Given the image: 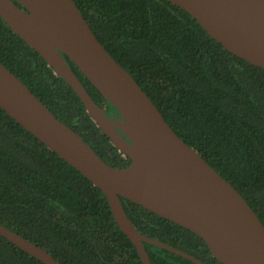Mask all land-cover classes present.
I'll return each instance as SVG.
<instances>
[{
  "label": "trees",
  "instance_id": "trees-1",
  "mask_svg": "<svg viewBox=\"0 0 264 264\" xmlns=\"http://www.w3.org/2000/svg\"><path fill=\"white\" fill-rule=\"evenodd\" d=\"M99 42L173 131L226 179L264 225V70L232 55L169 0H74ZM88 94L111 103L66 57ZM0 63L109 166L130 159L74 90L0 17ZM136 229L205 264H221L196 234L121 198ZM0 224L59 264H143L103 192L0 109ZM152 264H194L144 244ZM0 264H43L0 236Z\"/></svg>",
  "mask_w": 264,
  "mask_h": 264
},
{
  "label": "water",
  "instance_id": "water-1",
  "mask_svg": "<svg viewBox=\"0 0 264 264\" xmlns=\"http://www.w3.org/2000/svg\"><path fill=\"white\" fill-rule=\"evenodd\" d=\"M232 55L264 70V0H169ZM0 17L79 96L93 122L130 159L107 165L0 63V109L105 195L143 264L144 244L194 264V256L142 235L121 198L199 236L221 264H264V225L244 197L170 127L134 78L99 42L74 0H0ZM66 57L115 108L112 119L88 94ZM0 236L43 264L48 251L0 224Z\"/></svg>",
  "mask_w": 264,
  "mask_h": 264
},
{
  "label": "flooded vegetation",
  "instance_id": "flooded-vegetation-1",
  "mask_svg": "<svg viewBox=\"0 0 264 264\" xmlns=\"http://www.w3.org/2000/svg\"><path fill=\"white\" fill-rule=\"evenodd\" d=\"M105 109H106V114L108 115V117L112 119H120L119 114L117 112H114V113L113 111L111 112V108L109 106H107Z\"/></svg>",
  "mask_w": 264,
  "mask_h": 264
}]
</instances>
